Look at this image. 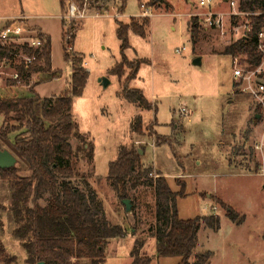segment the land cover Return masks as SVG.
<instances>
[{"label": "rangeland", "instance_id": "1", "mask_svg": "<svg viewBox=\"0 0 264 264\" xmlns=\"http://www.w3.org/2000/svg\"><path fill=\"white\" fill-rule=\"evenodd\" d=\"M62 1L63 9L61 0H0V17L24 16L47 27L54 65L61 64L59 36L63 44L72 27V34H76L69 59L82 55L89 77L82 97L73 100L71 116L79 133L94 146V158L90 164L79 152L70 166L94 191L109 224L125 232L124 238L108 242L104 264H131L135 250L140 257L150 258L151 264H179L181 260L156 254L154 188L146 185L133 193L128 214L123 200L107 182L109 164L116 161L120 146L143 150L142 163L153 170L152 178H166L176 194L175 210L180 220L218 218L216 232L201 221L191 264L203 254L209 257L206 264H264V176L260 174L262 155L255 149L264 126L254 120L260 115L255 101L233 82L231 58L223 54L234 42L230 21L225 20L229 9L224 0H215L211 10L200 8L197 0H125L122 14L120 0ZM69 4L81 17L63 18ZM209 12L223 15L224 30L205 25ZM193 17L200 23L195 48L190 39ZM131 18L147 20L149 25L145 39L128 34L126 58L144 61L137 79L128 87L142 91L154 107L151 111L119 97L128 70L121 79L110 74L121 60L117 22L128 24ZM67 65L65 79L71 82V64ZM32 77L31 83L37 81ZM104 79L106 88L100 82ZM61 84L44 85L38 92L45 89L48 93ZM19 90L23 94L27 88ZM181 109L186 110L185 115L180 114ZM137 116L143 121L141 135L131 129ZM3 121L0 117V127ZM154 134L170 143L157 147ZM70 144L74 151L80 147L74 139ZM0 145L8 150L4 143ZM16 164L20 167L22 161L17 159ZM27 175L20 173L21 177ZM73 182L84 190L81 180ZM10 195V184L0 180L4 224L0 236L6 252L15 258L13 264H26V253L13 235ZM48 202L49 196L44 195L30 205L44 207ZM223 206L236 213L235 220L228 218Z\"/></svg>", "mask_w": 264, "mask_h": 264}, {"label": "trees", "instance_id": "2", "mask_svg": "<svg viewBox=\"0 0 264 264\" xmlns=\"http://www.w3.org/2000/svg\"><path fill=\"white\" fill-rule=\"evenodd\" d=\"M120 2L119 14H122L125 0ZM61 7L63 9L62 0ZM239 7L243 12L264 11V0H239ZM249 21L251 28L245 37L232 42L223 54L239 57L242 64L254 70L262 60L257 35L264 32V20L262 17H252ZM148 25L149 21L136 18H131L129 24L117 22L116 35L121 44V60L110 74L121 79L128 70L119 97L139 109L151 111L154 107L142 91L128 87L137 78L144 61L130 62L125 55L130 49L128 33L145 39ZM71 30L74 31L73 27ZM72 31L70 40L62 44L64 61L71 64L72 70L67 92L60 96L41 98L34 91L38 85L62 76L60 71L52 69V47L47 37L41 52L26 51L29 55H35V62L28 69L21 67L18 70L20 80L27 87L26 92L20 94L21 90L17 89L16 97L0 99V117L4 120L0 127V144L4 143L16 160L22 161L20 167L16 164L11 169L0 170V180L10 184L9 211L13 235L26 253V264H104L108 242L125 237L120 226L109 224L103 205L94 191L85 178L70 166V160L79 152L85 154L90 164L94 158V146L79 133L71 116L73 100L82 97L89 77L83 67L82 55L74 56L71 61L69 59L66 47L72 49L76 36ZM190 34L195 48L200 35V23L196 17L191 18ZM29 73H36L37 81L31 83ZM8 85L15 86L17 82L12 81ZM131 126L133 134L141 135L142 117L137 116ZM154 137L157 147L170 143L156 134ZM71 139L80 143L76 151L70 144ZM152 171L143 165L138 150L120 146L116 161L109 164L106 180L121 200H132L133 193L141 187H153L158 222L154 234L156 254L162 258H180L179 264H191L190 258L197 244L201 221L216 232L219 220L214 216L203 220H180L175 210L176 194L171 191L165 177L157 175L152 178ZM25 172L28 175L21 177L20 173ZM75 180H81L84 190L74 184ZM44 195L49 196L47 206L30 205ZM225 210L229 219H236L237 215L230 207H225ZM3 227L0 214V232ZM132 256L131 264H151L150 258L139 256V250H135ZM14 261L15 258L6 252L0 236V264H13ZM208 261V255L203 254L196 256L192 264H206Z\"/></svg>", "mask_w": 264, "mask_h": 264}, {"label": "built area", "instance_id": "3", "mask_svg": "<svg viewBox=\"0 0 264 264\" xmlns=\"http://www.w3.org/2000/svg\"><path fill=\"white\" fill-rule=\"evenodd\" d=\"M200 8H208L211 10L215 0H197ZM229 12L225 19L223 15L209 12L205 18V25L208 28L223 29L224 19L230 21L229 27L233 32L234 42L243 39L246 33L250 30L251 24L249 18L262 17L264 20V11L255 10L253 12H243L239 7V0H225ZM143 13L147 14V10L142 5ZM144 14V15H146ZM81 17V12L73 4L67 5V13L63 16L64 19H74ZM224 32V31H223ZM71 35L68 34L65 41L70 40ZM258 51L262 54L260 65L250 70L242 64L240 58L231 57V67L233 82L237 84L240 91L248 95L255 101V105L260 112V121L264 126V32L261 31L257 35ZM47 43L46 35L37 27L31 25L27 17L20 16L16 18L0 17V99L16 97L20 87H25V84L20 80L19 68L25 67L28 69L35 60V55H29L26 51L41 52ZM67 53L71 50L66 47ZM184 48L177 50L180 54ZM32 76H37L36 73H29ZM56 80V79H55ZM17 82V85L10 86L9 82ZM18 89V90H17ZM22 89V88H21ZM181 115L186 114L185 109H181ZM255 149L261 153L262 162L260 174L264 176V131L259 143L255 145Z\"/></svg>", "mask_w": 264, "mask_h": 264}, {"label": "crops", "instance_id": "4", "mask_svg": "<svg viewBox=\"0 0 264 264\" xmlns=\"http://www.w3.org/2000/svg\"><path fill=\"white\" fill-rule=\"evenodd\" d=\"M224 4H225V0H224ZM226 5V4H225ZM31 23V22H30ZM129 24V23H128ZM31 25H33L34 27H37L38 29H40L45 35L46 37H48L51 41V35L48 33L47 31V27H44V26H41L39 24H33L31 23ZM130 33V32H129ZM128 33V34H129ZM61 36H59V40H60V47H61V50H60V57H61V64L60 66L59 65H54L53 63V60H52V50H51V64H52V69L54 71H60L62 73V76L60 79H56V80H53L51 82H48V83H45V84H42V85H38L36 88H35V93L41 97V98H51V97H54V96H60L62 94H64L65 92H67V90L69 89V84H70V81L68 82L67 79H65L66 77V69L68 67L67 63L64 61V54H63V50H62V42H61ZM52 42V41H51ZM51 47H52V44H51ZM128 51V50H127ZM126 51V52H127ZM231 58V57H230ZM72 76V70H69V77L71 78ZM138 77V75H137ZM137 79V78H136ZM135 79V80H136ZM61 80H63L64 82L61 84ZM134 80V81H135ZM132 81V82H134ZM51 83H55V84H61L60 86H58L57 88H54V90L50 91L47 93V91L44 89L40 92H38L40 90V88H43L42 86L44 85H49ZM131 85V83L129 84V86ZM122 91V90H121ZM120 91V92H121ZM119 92V93H120ZM40 93V94H39Z\"/></svg>", "mask_w": 264, "mask_h": 264}, {"label": "water", "instance_id": "5", "mask_svg": "<svg viewBox=\"0 0 264 264\" xmlns=\"http://www.w3.org/2000/svg\"><path fill=\"white\" fill-rule=\"evenodd\" d=\"M196 63L200 64V62H198V61ZM100 82L104 88H106L108 86L107 80L104 79ZM255 119L259 120L260 116L256 115ZM138 154L140 156H142L143 152L141 150H138ZM16 163H17L16 158L8 150L2 149L1 145H0V170L11 169L16 165ZM122 202H123V205L125 207L126 213H128V214L131 213L130 201L129 200H123Z\"/></svg>", "mask_w": 264, "mask_h": 264}]
</instances>
